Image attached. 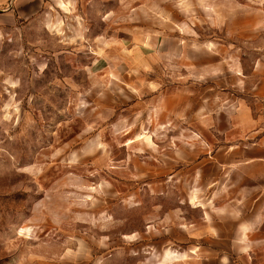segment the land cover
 Instances as JSON below:
<instances>
[{
	"label": "rangeland",
	"instance_id": "374dc122",
	"mask_svg": "<svg viewBox=\"0 0 264 264\" xmlns=\"http://www.w3.org/2000/svg\"><path fill=\"white\" fill-rule=\"evenodd\" d=\"M32 5L0 28V264H264L222 167L264 157V0Z\"/></svg>",
	"mask_w": 264,
	"mask_h": 264
},
{
	"label": "crops",
	"instance_id": "0c3cea01",
	"mask_svg": "<svg viewBox=\"0 0 264 264\" xmlns=\"http://www.w3.org/2000/svg\"><path fill=\"white\" fill-rule=\"evenodd\" d=\"M38 0H0V28L3 24H10L15 21L19 16L25 15L29 9H32V4ZM260 152L257 150L244 151L240 154L239 159H236V163L225 162L223 168V176L229 175L231 171H235L242 182L239 183L240 193L245 194L244 188L256 187L258 195L256 196L257 202L263 200L264 197V157L259 156ZM261 161V162H259ZM260 165V169L259 168ZM264 215L262 213H256L252 216L251 221L241 222L236 227L239 230V234H246L251 228H257Z\"/></svg>",
	"mask_w": 264,
	"mask_h": 264
}]
</instances>
